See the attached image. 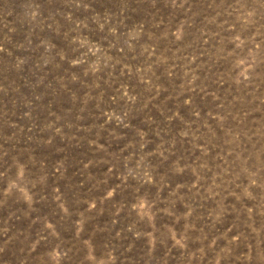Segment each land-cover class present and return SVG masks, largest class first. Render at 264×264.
<instances>
[{"label":"rangeland","instance_id":"374dc122","mask_svg":"<svg viewBox=\"0 0 264 264\" xmlns=\"http://www.w3.org/2000/svg\"><path fill=\"white\" fill-rule=\"evenodd\" d=\"M0 264H264V0H0Z\"/></svg>","mask_w":264,"mask_h":264}]
</instances>
